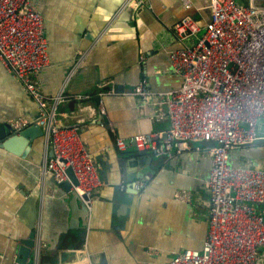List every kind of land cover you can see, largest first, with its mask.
Segmentation results:
<instances>
[{
	"label": "crops",
	"instance_id": "crops-1",
	"mask_svg": "<svg viewBox=\"0 0 264 264\" xmlns=\"http://www.w3.org/2000/svg\"><path fill=\"white\" fill-rule=\"evenodd\" d=\"M34 3L49 40V63L33 75L42 110L61 95L56 116L65 125L77 124L102 183L88 207L51 174L41 175L44 154H52L43 134L25 156L0 147V264H20L18 247L30 229L18 212L30 193L37 195L39 253L34 256L33 243L25 264H163L182 248H201L211 166L203 143L155 155L138 150L132 137L169 126L164 92L182 81L167 56V49L182 45L172 25L188 14L200 25L199 34L209 18V0H190L189 7L183 0H142L137 7L132 0ZM139 81L150 91L144 97L132 92ZM40 112L35 97L0 61V122L21 127ZM263 129L264 123L257 143L232 149L233 164L264 168ZM117 138L125 140L124 148ZM145 174L149 180L136 189ZM256 208L264 215V203ZM257 264H264L263 245Z\"/></svg>",
	"mask_w": 264,
	"mask_h": 264
},
{
	"label": "built area",
	"instance_id": "built-area-1",
	"mask_svg": "<svg viewBox=\"0 0 264 264\" xmlns=\"http://www.w3.org/2000/svg\"><path fill=\"white\" fill-rule=\"evenodd\" d=\"M141 3L132 0L136 7ZM183 3L190 6V0ZM208 7L202 34L188 14L172 25L182 45L167 49V56L182 81L164 92L169 126L138 132L132 139L138 150L155 155L201 141L211 160L203 245L182 248L163 264H257L258 246H264V215L256 208L264 203V168L233 164L231 151L261 138L257 120L264 114V0H209ZM191 37L195 39L190 41ZM48 43L34 0H0V61L39 103L41 112L35 121L52 150L51 155L44 154L41 175L51 174L58 184L68 179L70 167L76 183L69 189L90 207L91 194L102 183L92 153L77 124L65 125L57 118L55 103L61 95L53 97L50 110H42L43 95L33 80L49 63ZM132 92L143 97L150 93L142 81ZM116 144L122 149L125 140L117 138ZM149 178L145 174L134 187L142 188Z\"/></svg>",
	"mask_w": 264,
	"mask_h": 264
},
{
	"label": "water",
	"instance_id": "water-1",
	"mask_svg": "<svg viewBox=\"0 0 264 264\" xmlns=\"http://www.w3.org/2000/svg\"><path fill=\"white\" fill-rule=\"evenodd\" d=\"M42 134L43 131L41 129V126L36 123V121L16 128H13L11 124H4L0 122V147L14 154L25 156L30 148V143L36 137H39ZM51 153L52 150L50 149V154ZM66 171L68 173V179L61 181L60 183H58V185L61 186L64 190L68 191L71 198L77 199L78 195L73 190L69 189L72 182L76 183V178L70 167H67ZM128 190L132 191L131 188H128ZM36 199L37 195L34 193H30L29 195H27L25 197V200L23 201L21 209L18 212V214L25 219V222L30 229L28 237L22 239V243L18 247V252L21 255L18 258V262L20 264L26 263V260L31 251V247L34 243L33 236L37 216ZM76 206V203L73 204L74 210L77 208ZM84 209L87 212L86 207H84Z\"/></svg>",
	"mask_w": 264,
	"mask_h": 264
},
{
	"label": "rangeland",
	"instance_id": "rangeland-1",
	"mask_svg": "<svg viewBox=\"0 0 264 264\" xmlns=\"http://www.w3.org/2000/svg\"><path fill=\"white\" fill-rule=\"evenodd\" d=\"M237 1L239 2V0H237ZM246 1H248V0H246ZM202 32H203V30L200 31L199 34H202ZM262 123H264V114L257 120V130H258V128H260L262 126ZM262 131H264V129ZM259 134H261L260 131H259Z\"/></svg>",
	"mask_w": 264,
	"mask_h": 264
},
{
	"label": "trees",
	"instance_id": "trees-1",
	"mask_svg": "<svg viewBox=\"0 0 264 264\" xmlns=\"http://www.w3.org/2000/svg\"><path fill=\"white\" fill-rule=\"evenodd\" d=\"M239 1H240V2H241V1H243V2H244V0H239ZM245 3H246V2H245Z\"/></svg>",
	"mask_w": 264,
	"mask_h": 264
}]
</instances>
